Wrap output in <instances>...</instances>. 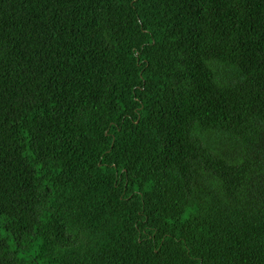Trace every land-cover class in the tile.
Wrapping results in <instances>:
<instances>
[{
	"label": "trees",
	"instance_id": "obj_1",
	"mask_svg": "<svg viewBox=\"0 0 264 264\" xmlns=\"http://www.w3.org/2000/svg\"><path fill=\"white\" fill-rule=\"evenodd\" d=\"M0 264H264V0H0Z\"/></svg>",
	"mask_w": 264,
	"mask_h": 264
}]
</instances>
